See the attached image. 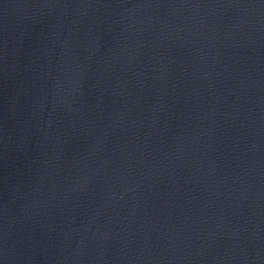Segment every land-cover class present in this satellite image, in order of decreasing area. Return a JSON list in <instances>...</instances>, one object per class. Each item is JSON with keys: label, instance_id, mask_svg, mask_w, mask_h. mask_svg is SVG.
<instances>
[{"label": "water", "instance_id": "95a60500", "mask_svg": "<svg viewBox=\"0 0 264 264\" xmlns=\"http://www.w3.org/2000/svg\"><path fill=\"white\" fill-rule=\"evenodd\" d=\"M0 264H264V0H0Z\"/></svg>", "mask_w": 264, "mask_h": 264}]
</instances>
